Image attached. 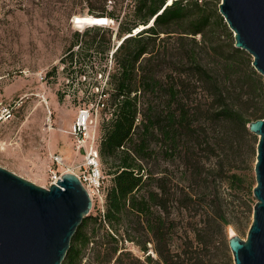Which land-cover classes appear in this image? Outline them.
Listing matches in <instances>:
<instances>
[{"label": "trees", "instance_id": "trees-1", "mask_svg": "<svg viewBox=\"0 0 264 264\" xmlns=\"http://www.w3.org/2000/svg\"><path fill=\"white\" fill-rule=\"evenodd\" d=\"M89 1L91 14L119 20L116 34L124 35L113 54L115 65L105 89L109 96L101 109L111 114L103 117L98 142L101 169L103 161L112 177L109 185L101 187L103 212L83 218L61 264H81L91 242L95 244L91 264H233L223 236L231 220L223 209L220 188L223 182L233 188L243 183L244 175L237 169L244 162V146L250 147L255 164L258 136L248 124L264 117V77L254 69L260 87L250 82L254 95L234 105L220 89L217 74L198 61L191 47L182 48L178 77L174 70L165 72L161 46L173 33L191 41L200 33L201 43H208L207 31L213 28L233 34L219 12L220 1L114 0L113 9L108 0ZM91 30L96 34L101 27L86 32ZM234 43L224 63L228 74L235 72L241 57H248V64L253 61ZM103 44L96 35L87 45L76 44L78 49L72 47L65 55V71H75L74 58L79 62L103 58L111 50ZM83 63L76 71H81ZM191 73L203 76L214 88L207 108L190 98ZM258 89L262 98L256 101ZM157 140L162 158L159 176L145 164ZM201 181L204 188L195 189L194 183L201 185ZM173 212L181 213L183 219L176 220ZM179 229L183 237L174 242L171 234ZM101 231L102 238L95 239ZM127 241L140 246L144 260L126 249ZM213 248L219 252L215 262L205 259V252ZM150 250L158 257L154 259Z\"/></svg>", "mask_w": 264, "mask_h": 264}, {"label": "rangeland", "instance_id": "rangeland-1", "mask_svg": "<svg viewBox=\"0 0 264 264\" xmlns=\"http://www.w3.org/2000/svg\"><path fill=\"white\" fill-rule=\"evenodd\" d=\"M113 5L114 0H108L109 9H113ZM90 6L89 0H0V101L15 103L14 116L8 120H0V165L42 186L49 184L52 167L63 172L80 171L79 164L83 161V154L75 150L73 121L79 106L90 104L95 99L91 91L88 94L84 91L88 96L83 98L82 89H74L76 86L73 85L67 86L63 66L67 64L64 59L68 55H65L78 43L87 45L95 35L98 41L111 48L119 46L124 38V35L119 37L118 33L116 34V20L106 25L75 27L73 17L90 13ZM123 14L124 12L121 16ZM93 26H99L101 30L96 34L93 30L86 32ZM81 34H84L83 37ZM202 37L199 33L195 41L181 40L178 33H173L163 42L161 51L165 72L174 70V75L178 77L179 60L181 52L184 51L182 48L191 47L198 61L202 62L207 70L217 74L218 85L229 103L236 105L241 102L242 97L254 95L251 94L250 82L257 83L260 87L258 74H262L251 63L248 64V57H241L238 68L232 74L224 70L226 57L232 42L235 41L233 34L229 36L222 27H218L207 31V39H210L208 43H201ZM165 45L167 49L164 48ZM74 49L77 50L78 47ZM254 69L258 74L253 72ZM188 80L189 94L193 102L203 108L210 106L214 92L212 84L203 76L192 73L189 74ZM255 94L256 101H259L262 98V90L258 89ZM259 105L258 103L257 106ZM253 108L254 106H250L248 111ZM93 115L100 135L105 114L98 110L94 111ZM50 124L52 128H49ZM152 147L153 153L145 164L159 176L157 171L162 165L159 141L153 142ZM241 151L244 162L237 171L243 173V183L233 188L223 182L220 188L224 197L223 209L231 220L223 230L227 242L230 228L243 238L247 236L248 221H252L253 206L256 202L252 189V184L256 183L254 157L249 146H244ZM55 153L63 156V164L57 165L53 162L52 155ZM107 171V164L102 161L103 188L111 182L112 175ZM203 184L202 181L201 185L194 183V188L202 189ZM104 193L101 189L100 194L93 195V206L90 210L92 215L103 212ZM198 209L200 213L202 210ZM172 216L176 220L183 219V215L178 212H173ZM102 235V231L98 232L95 239H101ZM171 235L174 242L183 237L180 229ZM94 245V242L89 243L81 264L93 262ZM126 246L132 255L144 260L145 254L137 243L127 241ZM150 252L154 259L158 257L155 251ZM218 256L219 252L214 248L205 252V259L210 258L213 262Z\"/></svg>", "mask_w": 264, "mask_h": 264}, {"label": "water", "instance_id": "water-1", "mask_svg": "<svg viewBox=\"0 0 264 264\" xmlns=\"http://www.w3.org/2000/svg\"><path fill=\"white\" fill-rule=\"evenodd\" d=\"M219 12L235 47L248 51L264 75V0H220ZM248 128L258 136L256 202L247 236L230 233L228 245L233 264H264V117L251 120ZM92 206V196L74 172L42 186L0 165V264H61Z\"/></svg>", "mask_w": 264, "mask_h": 264}, {"label": "built area", "instance_id": "built-area-1", "mask_svg": "<svg viewBox=\"0 0 264 264\" xmlns=\"http://www.w3.org/2000/svg\"><path fill=\"white\" fill-rule=\"evenodd\" d=\"M115 20L110 18V22ZM119 25V20L117 21ZM118 27L116 28L117 31ZM115 47L103 57L93 56L91 59H86L83 62H79L78 58H74V67L70 72L69 70L64 71V81L68 84L67 86H76L74 89L83 90V98L87 97L90 91L95 94V100L90 104L84 103L79 106L76 117L73 121L72 134L75 139V150L83 154V161L79 164L80 171L71 172L76 173L81 179L84 186L89 191L93 198V195L100 194L102 187L103 173L101 169L100 152L98 148L99 133L97 124L94 120V111L101 110L107 105V98L109 96L105 89L110 86V75L114 69V51ZM78 60V61H77ZM84 64L81 71L77 70V65ZM66 65L63 66L65 68ZM45 76V75H44ZM44 76H41L42 78ZM87 94H85V92ZM15 103H3L0 101V120H8L14 116ZM110 112H106L105 115H110ZM139 120V117L137 118ZM53 162L57 165L64 163V158L55 153L52 155ZM51 180L48 185L57 181L61 177L63 171L56 167L51 169ZM47 185V186H48Z\"/></svg>", "mask_w": 264, "mask_h": 264}, {"label": "bare ground", "instance_id": "bare-ground-1", "mask_svg": "<svg viewBox=\"0 0 264 264\" xmlns=\"http://www.w3.org/2000/svg\"><path fill=\"white\" fill-rule=\"evenodd\" d=\"M171 0H169V3ZM73 24L77 28H84L87 25H106L110 23V18L107 16H97L94 14L86 13L75 15L73 17ZM143 28V27H140ZM46 97L44 96V100ZM49 128H52V124L49 125ZM233 229L230 228V233H233Z\"/></svg>", "mask_w": 264, "mask_h": 264}, {"label": "crops", "instance_id": "crops-1", "mask_svg": "<svg viewBox=\"0 0 264 264\" xmlns=\"http://www.w3.org/2000/svg\"><path fill=\"white\" fill-rule=\"evenodd\" d=\"M60 154V153H59ZM62 156V155H61ZM63 157V156H62Z\"/></svg>", "mask_w": 264, "mask_h": 264}]
</instances>
